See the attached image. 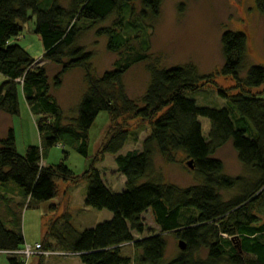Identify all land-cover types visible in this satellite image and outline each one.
I'll return each instance as SVG.
<instances>
[{"label":"trees","instance_id":"trees-1","mask_svg":"<svg viewBox=\"0 0 264 264\" xmlns=\"http://www.w3.org/2000/svg\"><path fill=\"white\" fill-rule=\"evenodd\" d=\"M136 3L142 8L139 14ZM256 3L264 14V0ZM162 4L163 0H69L67 5L61 0H0V75L5 79L0 84V112L19 118L22 94L41 142L22 152L14 129L0 138V253L10 256L8 264H26L16 253L27 246L19 226L25 201L31 207L56 199L59 182L70 186L86 182V208L107 210L112 218L80 231L70 217L54 215L43 224V239L37 244L44 253L77 255L82 264H131L122 248L134 245L142 252L135 264H264V224L259 216L264 214V98L254 92L264 86V68L252 66L243 77L247 36L224 31L219 74L232 79L239 92L219 93L237 116L229 109L198 107L186 94L216 87L214 75L200 74L192 63L164 68L147 55L146 24L160 17ZM33 21L43 47L40 61L13 42ZM88 30L106 38L107 50L121 56L116 68L100 77L90 68L93 53L80 45ZM47 63L60 68L52 81ZM141 63L147 64L150 74L142 106L127 97L123 84L126 73ZM77 69L84 70L86 90L76 116L67 120L52 89H60L63 77ZM102 112L109 114L110 124L96 154L90 156L89 132ZM200 118L210 122L208 140ZM129 119L151 131L140 151L123 154L131 138ZM230 142L255 180L225 175L223 163L214 156ZM55 146H71L89 160L86 171L76 175L63 162L45 166V153ZM157 152L164 158L174 152L185 154L199 184L182 188L152 178ZM106 155L116 157L121 191L110 188L97 167ZM233 190L239 195L226 200L222 192ZM8 194L20 201L10 200ZM57 210L52 206L53 214ZM149 211L160 233L137 240L135 234L146 231L143 216ZM167 235L186 246L168 262Z\"/></svg>","mask_w":264,"mask_h":264},{"label":"rangeland","instance_id":"rangeland-1","mask_svg":"<svg viewBox=\"0 0 264 264\" xmlns=\"http://www.w3.org/2000/svg\"><path fill=\"white\" fill-rule=\"evenodd\" d=\"M68 1L61 0L65 5ZM135 7L136 13L139 14L142 9L141 5L136 3ZM112 23L113 19L108 21L104 27H108ZM146 25L150 28L147 31V38L150 43L147 55L151 59L150 62L164 68L192 63L198 68L200 74H213L216 87L207 85L196 92H187L186 97L195 101L200 108L229 109L232 116H237V112L231 108L230 102L221 97L219 93V90H225L228 96H232L239 92L235 89L236 84L232 79L224 78L219 74L224 65L221 37L226 30L240 31L246 34L248 40L247 65L242 73L243 77L247 75L249 68L252 66H262L264 68V14L259 11L256 0H163L160 17L155 21H149ZM13 42L26 49L36 61L42 59L43 47L35 34L34 21L24 26L20 38ZM80 45L88 52L93 53L90 68L96 76H103L105 72L115 69L116 64L121 61L119 54H113L107 50V39L97 37L95 30L84 31ZM47 70L50 81H52L54 76L59 73L60 68L47 63ZM4 80V77L0 75V84ZM149 82L150 74L147 64L141 63L132 67L123 78L127 97L142 106L141 102ZM85 90L86 84L84 70L82 69L69 72L62 79V87L58 90L52 89V94L56 97L67 120L76 116L77 107ZM254 92L264 98V86ZM20 109L21 117L19 118L22 120V127L19 118H16L14 123L19 150L22 151V145L25 148L29 146L40 147V136L34 117L30 116L31 114L28 108H25V105L20 106ZM0 115L6 114L0 113ZM200 122L203 127V135L208 140L210 122L205 118H200ZM2 123V120H0V132L5 125L4 123L2 125ZM109 124V114L107 112L100 113L89 132L90 156L96 154L106 135ZM128 124L131 138L124 148L123 154L140 151L143 141L151 131L150 126L143 125L133 119H129ZM64 153L68 154L67 159ZM115 158V156L106 155L104 161L99 163L97 167L105 183L118 192L123 190L121 188L123 182ZM214 158L223 163L225 175L233 178L245 177L248 180H255V177L239 162L231 142L219 150ZM43 162L45 166H58L63 162L76 175H82L89 165V160L77 154L71 146L65 148L55 146L47 150ZM188 162L187 156L181 152H174L168 158L162 157L157 152L151 177L163 179L169 185L182 188L195 186L199 184L200 179L194 170L187 166ZM58 186L59 195L50 202L39 205L32 204L31 207H28V202L25 201L19 226L24 234L27 246L35 247L42 242L43 224L46 220L52 219L54 215L55 218L63 214V217H70L73 225L80 231L94 228L112 218V213L107 210L98 211L83 206L87 191L86 182L75 186L59 182ZM239 193L237 190L223 191L222 195L226 200H230L238 196ZM16 199H18L17 196ZM52 206L58 208L55 214L51 212ZM18 209L16 207V211ZM259 216L264 224V214ZM143 220L146 231L142 236L135 234L137 240L160 233V228L152 211L145 213ZM166 239L165 261L168 262L176 258L182 251L179 247L180 241L174 236L167 235ZM141 253V250L134 245H127L122 248V255L129 258L131 264H135L134 261ZM203 255L205 256V253ZM9 257L6 253H0V264H8ZM50 258L55 259L56 262L53 261L55 264H82L77 255L57 253ZM26 264H48V261L34 256L27 260Z\"/></svg>","mask_w":264,"mask_h":264},{"label":"crops","instance_id":"crops-1","mask_svg":"<svg viewBox=\"0 0 264 264\" xmlns=\"http://www.w3.org/2000/svg\"><path fill=\"white\" fill-rule=\"evenodd\" d=\"M22 105H25V108L27 107L28 108V106H27V104H26V101H25V98H24V96L21 94V96H20V106L22 107ZM29 110V109H28ZM30 112V111H29ZM1 113V112H0ZM31 114V113H30ZM30 116H32V115H30ZM21 117V116H20ZM15 119L16 118H14V117H11V116H9V115H0V120H2V122L5 124L4 125V127L3 128H1L2 129V131L0 132V135H1V137L0 138H4V137H6L7 135H8V133H9V131L11 130V129H14L15 130V132H16V127L14 126V123H15ZM19 120H20V126H21V118H19ZM3 123H2V125H3ZM13 127H15V128H13ZM22 127V126H21ZM21 131V136H22V129L20 130ZM16 135H17V133H16ZM41 143V142H40ZM22 147V152H23V150H25L26 148L22 145L21 146ZM18 148H19V144H18ZM122 188V187H121ZM7 196V198H9L10 200L12 199V200H15L16 202H19L20 200H19V198L18 199H16V198H13V196H11L10 194H8V195H6ZM83 206L86 208V206H85V198H84V200H83ZM87 211H88V209H86ZM101 215L103 214V213H100ZM104 216V215H103ZM47 261H48V264H55V263H53V261L54 262H56L55 261V259H51V258H47L46 259Z\"/></svg>","mask_w":264,"mask_h":264},{"label":"built area","instance_id":"built-area-1","mask_svg":"<svg viewBox=\"0 0 264 264\" xmlns=\"http://www.w3.org/2000/svg\"><path fill=\"white\" fill-rule=\"evenodd\" d=\"M40 246L36 245V247H31V246H27L23 251L20 252H16L18 253V255H21L22 257H24V259L27 261L29 260L31 257L34 256H38V255H46L47 257L52 256L54 253H49V252H43L42 250L40 251ZM14 253V254H16ZM9 254H13V253H9ZM57 253H55L54 255H56Z\"/></svg>","mask_w":264,"mask_h":264},{"label":"water","instance_id":"water-1","mask_svg":"<svg viewBox=\"0 0 264 264\" xmlns=\"http://www.w3.org/2000/svg\"><path fill=\"white\" fill-rule=\"evenodd\" d=\"M187 166L190 167L191 169H193V165H192L191 161L187 163ZM179 247H180L181 251H185V249H186V246L182 241H180Z\"/></svg>","mask_w":264,"mask_h":264}]
</instances>
